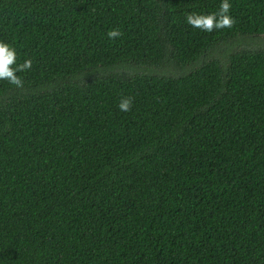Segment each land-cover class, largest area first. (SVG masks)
<instances>
[{
	"label": "trees",
	"instance_id": "1",
	"mask_svg": "<svg viewBox=\"0 0 264 264\" xmlns=\"http://www.w3.org/2000/svg\"><path fill=\"white\" fill-rule=\"evenodd\" d=\"M220 3L0 0V264H264V0Z\"/></svg>",
	"mask_w": 264,
	"mask_h": 264
},
{
	"label": "clouds",
	"instance_id": "2",
	"mask_svg": "<svg viewBox=\"0 0 264 264\" xmlns=\"http://www.w3.org/2000/svg\"><path fill=\"white\" fill-rule=\"evenodd\" d=\"M231 4L229 0H221L219 8L212 13H196L189 12L185 15L186 23L192 28L199 29L204 32H212L217 29L232 28L235 25V19L229 14ZM122 33L118 29L108 31L107 36L110 39L121 36ZM32 60L25 59L22 63H17L16 51L6 42L0 41V80L8 81L9 84L22 88L24 81L18 72L30 70ZM132 107L131 97H122L118 103L120 111H130Z\"/></svg>",
	"mask_w": 264,
	"mask_h": 264
},
{
	"label": "rangeland",
	"instance_id": "3",
	"mask_svg": "<svg viewBox=\"0 0 264 264\" xmlns=\"http://www.w3.org/2000/svg\"><path fill=\"white\" fill-rule=\"evenodd\" d=\"M257 43H264V42H257Z\"/></svg>",
	"mask_w": 264,
	"mask_h": 264
}]
</instances>
